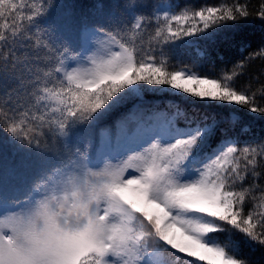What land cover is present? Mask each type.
<instances>
[{
  "label": "snow or ice",
  "instance_id": "6c2138e0",
  "mask_svg": "<svg viewBox=\"0 0 264 264\" xmlns=\"http://www.w3.org/2000/svg\"><path fill=\"white\" fill-rule=\"evenodd\" d=\"M61 7L0 0V131L43 162L18 188L0 181V264H258L234 237L264 253V136L244 115L264 119V83L241 82L264 40L213 72L169 53L264 22V0L69 6L83 43L52 20ZM164 91L219 112L169 103L144 118ZM97 138L121 150L96 157Z\"/></svg>",
  "mask_w": 264,
  "mask_h": 264
},
{
  "label": "trees",
  "instance_id": "16d2710c",
  "mask_svg": "<svg viewBox=\"0 0 264 264\" xmlns=\"http://www.w3.org/2000/svg\"><path fill=\"white\" fill-rule=\"evenodd\" d=\"M95 2H97V0H53V4L59 3L62 7L56 9L53 13L52 20L61 28L63 36L66 39L74 43L77 41L83 43L85 40L90 39V33L78 27L75 20L69 19V13L71 11L69 6H74L78 14L79 12L86 11L87 8ZM104 2L111 4L113 0H104ZM120 2L123 3L124 0H120ZM144 2L150 4L176 3L183 5L185 2H188V0H144ZM190 2L199 6L204 3L205 0H190ZM218 2L219 0H207V3L210 4ZM228 2L231 3L232 0H228ZM241 2H244V0H241ZM248 3L250 5L249 10L252 11L259 5V0H248ZM145 11H151V9H146ZM186 39H188L189 42L175 47L169 53L172 58L171 63L189 66L198 63L202 66L201 71H218L223 66L230 67L233 61L241 59L258 47L262 40H264V22L260 20L250 21L248 24L228 33L227 41L225 40L224 33L218 35L215 43L204 40H191L190 38ZM197 49H206L208 55L198 57ZM261 69H264V63L259 59L253 61L248 67L246 75L241 78V82L259 76V81L264 83V75H261ZM253 86H258L255 80H253ZM148 99L154 100L159 107L146 111L144 113V118L151 115L152 111H170L166 107L169 103L180 104L182 107L194 113L219 112V108L215 105H209L206 102L201 103L191 97L180 95L176 92L164 91L157 96L149 95ZM124 111H126V109H120L113 113L106 123L112 124ZM220 114L222 115L223 113L220 112ZM244 115L247 124L250 126L251 135L256 138L264 136V119L254 117L248 113ZM241 143H243V140H241ZM84 146L96 157H99L101 152L114 154L121 150L117 148L115 139L101 144L97 138L94 150L87 141L84 142ZM42 163L41 158L35 152H30L18 147L0 131V181H2L5 188L11 190L22 186L39 171ZM248 207L249 206H246L245 211H247ZM224 235L225 234H220V238L223 239ZM234 238L240 240V250L242 254L251 256L258 264H264V253H262L259 247L253 252L250 246L244 243L241 236H235Z\"/></svg>",
  "mask_w": 264,
  "mask_h": 264
}]
</instances>
